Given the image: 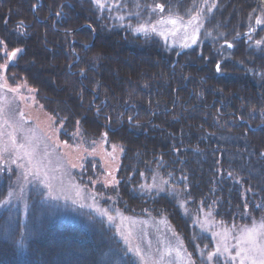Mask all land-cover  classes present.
<instances>
[{
  "label": "trees",
  "instance_id": "obj_1",
  "mask_svg": "<svg viewBox=\"0 0 264 264\" xmlns=\"http://www.w3.org/2000/svg\"><path fill=\"white\" fill-rule=\"evenodd\" d=\"M109 1L0 0V42L21 49L7 72L37 89L63 137L80 128L121 143L109 186L121 207L165 215L194 264H223L210 261L213 238L181 201L228 224H264V0H115L108 12ZM127 8L123 23L116 14ZM156 10L200 15L197 42L181 50L136 32ZM95 160L88 173L100 171ZM152 166L183 178L182 194L139 192ZM15 176L0 171V264H138L91 209L36 185L25 203L5 205Z\"/></svg>",
  "mask_w": 264,
  "mask_h": 264
},
{
  "label": "rangeland",
  "instance_id": "obj_2",
  "mask_svg": "<svg viewBox=\"0 0 264 264\" xmlns=\"http://www.w3.org/2000/svg\"><path fill=\"white\" fill-rule=\"evenodd\" d=\"M117 6V1L110 0L107 11ZM134 13L135 10L127 8L116 15L123 23H130L127 19ZM157 13L135 24L134 30L159 36L169 48L183 50L197 42L202 27L200 15H193L198 19L192 20L193 16L183 18ZM170 19L177 23H169ZM162 20L165 22L160 23ZM140 26L146 31H137ZM12 52L0 43V171L16 173L5 205L25 203L27 190L36 185L52 199L91 209L105 218L138 264H194L180 235L165 215L157 216L149 210L128 212L119 205L115 193H110L109 186L119 183L121 143L108 139L105 132L98 138H88L80 128L72 131L71 139L63 137L64 123L46 110L37 89L26 80H14L8 74L7 67L17 56L9 58ZM88 159H96V164L99 163L98 173H88ZM179 180L183 178L171 179L159 167L152 166L151 172L143 176L138 191L148 195L166 190L182 194ZM98 184H103L105 190H99ZM185 202L181 201L184 211L213 238L214 246L209 255L212 263L217 258L223 264H253L254 260L259 264L258 249L264 248L261 218L228 224L216 218L212 207L191 209ZM253 243L257 250L248 251Z\"/></svg>",
  "mask_w": 264,
  "mask_h": 264
},
{
  "label": "snow or ice",
  "instance_id": "obj_3",
  "mask_svg": "<svg viewBox=\"0 0 264 264\" xmlns=\"http://www.w3.org/2000/svg\"><path fill=\"white\" fill-rule=\"evenodd\" d=\"M97 4L100 6V7H104V5L101 3V0H96ZM158 8H160L161 11H163V8L162 6H157ZM192 20H197L198 19V16H193L191 18ZM165 21H160V23H164ZM169 23H172V24H176L177 21L175 19H170L168 21ZM191 23V21H190ZM257 23H260V21L258 20ZM153 31H155V28L153 27L152 28ZM137 31H146L145 27L144 26H140L139 28H137ZM2 43V42H0ZM20 51L19 49L13 51L11 54H10V57L9 58H14L16 55H17V52ZM217 69L219 70V65L217 66ZM13 144H15V141L13 140ZM21 147H23V145H21ZM31 162V161H30ZM11 195V194H10ZM109 219H111V217H109ZM256 246L255 244L253 243V248L252 249H249L248 251H256ZM259 253H260V256H261V259L259 260V264H264V248H259L258 249ZM136 252L139 253V249H136ZM240 253H238L239 255ZM253 264H256V261L254 260L253 261Z\"/></svg>",
  "mask_w": 264,
  "mask_h": 264
}]
</instances>
